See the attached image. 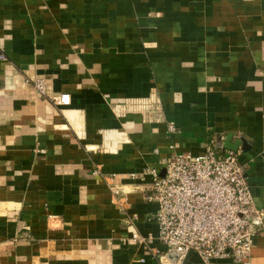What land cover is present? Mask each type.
Instances as JSON below:
<instances>
[{
  "label": "crops",
  "instance_id": "obj_1",
  "mask_svg": "<svg viewBox=\"0 0 264 264\" xmlns=\"http://www.w3.org/2000/svg\"><path fill=\"white\" fill-rule=\"evenodd\" d=\"M241 139L264 209V0H0V264H170L143 169Z\"/></svg>",
  "mask_w": 264,
  "mask_h": 264
},
{
  "label": "built area",
  "instance_id": "obj_2",
  "mask_svg": "<svg viewBox=\"0 0 264 264\" xmlns=\"http://www.w3.org/2000/svg\"><path fill=\"white\" fill-rule=\"evenodd\" d=\"M35 88L44 94L43 80ZM70 103L67 93L54 100L56 106ZM169 130L174 132L175 126ZM239 158V152L208 148L202 155L173 153L164 160L162 171L143 169L142 174L152 178L145 200L157 204L154 219L165 253L149 247L152 236L135 232L132 242L149 247L155 260L175 252L181 263L196 252L205 264L216 259L248 262L255 240L264 234V209L254 203ZM94 174L99 175V169ZM111 191L115 204L123 207L121 190Z\"/></svg>",
  "mask_w": 264,
  "mask_h": 264
},
{
  "label": "water",
  "instance_id": "obj_3",
  "mask_svg": "<svg viewBox=\"0 0 264 264\" xmlns=\"http://www.w3.org/2000/svg\"><path fill=\"white\" fill-rule=\"evenodd\" d=\"M220 146L223 147V149L231 150L234 152H238L239 148L242 146H245V141L241 139L239 142L232 144L231 141H228V144L223 145L221 141L218 142ZM165 172H163L164 175ZM179 259V255L175 252H172L168 255L167 260L170 264H175L176 261Z\"/></svg>",
  "mask_w": 264,
  "mask_h": 264
}]
</instances>
